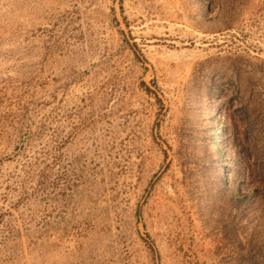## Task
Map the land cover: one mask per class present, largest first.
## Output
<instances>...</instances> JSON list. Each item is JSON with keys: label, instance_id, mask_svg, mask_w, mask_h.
Wrapping results in <instances>:
<instances>
[{"label": "rangeland", "instance_id": "374dc122", "mask_svg": "<svg viewBox=\"0 0 264 264\" xmlns=\"http://www.w3.org/2000/svg\"><path fill=\"white\" fill-rule=\"evenodd\" d=\"M0 264H264V0H0Z\"/></svg>", "mask_w": 264, "mask_h": 264}]
</instances>
